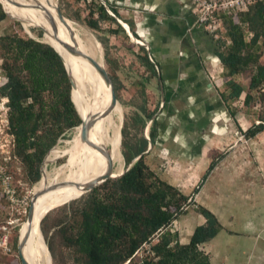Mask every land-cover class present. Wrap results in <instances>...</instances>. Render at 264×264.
Wrapping results in <instances>:
<instances>
[{
  "label": "trees",
  "instance_id": "obj_1",
  "mask_svg": "<svg viewBox=\"0 0 264 264\" xmlns=\"http://www.w3.org/2000/svg\"><path fill=\"white\" fill-rule=\"evenodd\" d=\"M104 3L110 12L118 17L116 8L105 0ZM1 6L0 3V22L6 16L19 22L2 6L5 15ZM219 19L220 30L215 40V55L222 66L224 76L219 96L232 116L230 104L241 96V104L244 107L264 100V0L248 6L243 11L220 15ZM99 21H109L116 25L115 29H109L110 34L123 31L115 20L107 15L104 7L97 3L96 17H92L89 12L84 22L87 28L97 30ZM127 26L131 31L130 24ZM131 33L136 38L132 31ZM35 35L36 39L16 33L0 36V75L3 80L0 84V99L4 101V131L10 138L11 146L9 159L3 166L5 170L11 171V160H16L28 185L40 180L39 165L57 139L77 127L82 120L77 113L79 120L77 111L73 108L72 90L64 63L51 47L38 40L41 37L40 30H35ZM99 41L104 44V41ZM139 49L142 53V65L151 77H154L153 64L148 60L146 51ZM242 73L248 75L246 88L233 80L234 76ZM70 77L72 78L71 75ZM110 80L116 94L117 87L113 79ZM75 88L78 91L77 93L75 89L76 101L85 113L86 101L77 83ZM153 114L154 111L146 112L142 107L134 114L139 129H142L146 121L150 122L148 140L138 135L134 136L131 142H126L121 130V155L124 163L129 165L133 158L139 156L138 159L130 164L120 177L107 179L85 193L81 206L72 212L67 228L61 229L64 243L74 252L79 264H210L207 255L198 249L200 244L209 241L220 230V225L209 211L202 207L195 208L203 217L204 223L194 228L184 245L178 244L177 235L170 232L169 226L192 203V195L197 192L212 169L214 161L210 162L190 196L181 194L176 188L158 178L144 162L147 145L152 146L156 136ZM263 130L264 117L257 116V123H252L241 134L249 139ZM99 135L94 143L92 141V147ZM107 142V136L101 135L90 155L91 163H98L96 159L92 161L91 157L97 146L99 150L96 158L106 151ZM90 145L84 151H68L65 154L68 159L64 156L63 163L80 158L90 151ZM87 156L88 152L84 157ZM78 177L79 175L68 184L50 188L43 208L57 198L59 189L70 186ZM80 189L81 186L77 184L69 193ZM63 195L65 194L59 196ZM71 200L73 198L62 201L54 208ZM51 210L42 215L40 213L39 224ZM17 237L16 233V250L11 257L14 264L21 262ZM143 245H148L152 256L148 253L134 260V254ZM48 250L50 251L49 247ZM26 261L28 262L27 259Z\"/></svg>",
  "mask_w": 264,
  "mask_h": 264
},
{
  "label": "rangeland",
  "instance_id": "obj_2",
  "mask_svg": "<svg viewBox=\"0 0 264 264\" xmlns=\"http://www.w3.org/2000/svg\"><path fill=\"white\" fill-rule=\"evenodd\" d=\"M41 1H44L47 5L48 0ZM97 3H100L99 0H51L52 6L50 9L52 8L51 10L55 12L57 8L64 18L76 23L79 26L84 37L91 45L90 48L92 50L95 63L99 66H103L107 75L109 78L113 79L117 87L115 98L116 104L120 107V143L118 146L120 155L123 151V147L121 146V141L123 140V137L121 136V130L124 132V140L126 142H131L133 137L138 135H142L144 138H147L150 122L146 121L142 129H139V124L135 120L134 114L138 111L139 107L144 108L146 112L154 111V105L158 100L156 95V82L140 61L142 53L139 48L143 47L139 45L141 42H139L137 37H134L137 42L133 41L123 28H121L123 30L122 32L120 31L114 35L110 34L108 32L109 29H115L116 25L109 21H99V28L97 30H91L86 27L84 21L87 19V14L91 12L92 17H96ZM108 3L114 6L113 3L109 1ZM10 8L16 11L13 7ZM131 10L132 9L130 6L123 7V11L127 12L128 14H130ZM24 12L31 13L30 10H24ZM117 15L118 17H112L115 22L116 20L123 22L119 14ZM20 20L24 22L23 26L26 32L23 30L19 22L6 16L5 19L0 22V36L16 33L21 36H27L36 39L35 30H44L43 25L36 18H21ZM28 21L32 22L33 25H28ZM131 26V29H133V24ZM99 39L104 41V44H102ZM38 40L45 41L42 31L41 37L38 38ZM247 76V73H242L240 75L234 76L233 80L239 83L243 88H246L248 79ZM2 81L3 80L0 75V84ZM241 99L242 96L230 104V112L232 113V116L229 117V115L225 113V116H223L218 122V127L215 129L212 128L213 124L208 122V127H206L205 132L210 134L209 131L212 128L214 131L213 133L219 136L223 141L219 149H217L214 155H212V159H215L216 157L218 159L223 157L224 153H229V151H231L233 148L238 153L237 158L241 165H243L245 162L242 159L250 158L251 164L247 161V166L250 164V166L257 169L258 165L255 157H258L256 156L257 153H264V130L254 136V138H256L251 142H247V144L243 139H237L232 145L229 143V141L233 137H239L241 128L246 129L252 123L256 124L257 116L264 117V100L260 103H251L248 107H244L241 104ZM3 102L4 101L0 99V264H14L11 257L13 252L16 250V233L18 236V231L21 230V227L23 226L22 223L26 219L29 199L32 195H34V189H36L38 183L42 181L40 178L41 172L43 171L44 176L45 172L54 170L56 167L62 164L65 161L64 156L66 157V160L68 159V155H63L57 158L54 163H47L52 151L55 148L62 147L63 142L72 136L74 132L73 130L75 128L65 133L62 138L57 139L55 145L46 153V157L44 156L45 159L43 158L39 165L40 180L38 179V182L36 181L35 183L28 185L26 182V177L16 160H11V171L5 170V167L3 166V163L7 162L9 159L8 154L11 148L10 138L4 131L5 108L3 106ZM155 116L157 117V113H155ZM115 117H119V114H117ZM110 125L111 120L104 118L98 134H101L102 130L104 129L103 134L107 136L108 140L107 149L96 158V162L98 163L93 164L89 161L96 173H83L84 183L86 181L85 185L95 179L100 178L106 172L107 166L105 161L109 159L108 144L111 134L109 131ZM96 137H94L93 141H95ZM178 150L180 149L168 147L164 143H161V145L157 144L149 151L146 148V152H144V162L158 178L170 185H177L179 190L183 191L184 195L190 196L192 194L193 188L198 183V180L201 179V176L197 177L194 175L192 176V174L188 175L182 173V171L191 173L189 169L190 161L183 159V153L181 154V152ZM240 152H244L246 154V156L244 155L245 158L240 159ZM86 158L87 157H83L81 159ZM117 159V162L111 166V177H117L128 166L124 163L122 155L117 156ZM234 161L235 159L233 158L231 162ZM120 166L121 169L118 170V167ZM77 175H80V173H67L61 176L58 180H63L70 177L74 178ZM217 177L218 175H215L211 179L216 180ZM219 177V180H235V184H239L242 183L245 178H247V172H245V169H241L237 175H220ZM241 188L242 187H239L238 190L241 191ZM69 192L64 194H68ZM84 194L73 198V200L60 207H51L52 210L43 217L41 223L39 224V216L43 208V202L38 215V229L39 233L41 232L40 238L45 251V264H79L76 261L74 252L64 243V234H62L61 229L67 228L71 221V214L75 209H78L81 206L83 202L82 197ZM58 197L61 196H57V198ZM194 198L195 194L192 195V199ZM231 200L228 203L224 202L225 206L227 207L224 209H219V212L225 210L223 211L222 216L219 217V220L220 224L223 226V229L234 232L235 234H227L224 230L219 232V234L213 240L214 251L212 254L211 263L264 264V242L260 244V248L257 253L255 247L253 246V244L256 245V242L253 243V240L247 238L248 235L254 232L253 230L256 223L264 221V208L260 209V217L255 219V215H253V212H251L252 209L248 205L246 215L244 212L246 211V207L242 206V202L237 199L233 200L232 202ZM51 202L45 205L43 210L48 208L51 205ZM231 204H234V207H232ZM195 208V204H190L186 209L187 211L196 212ZM180 220L181 217H178V219L172 223L170 229L173 231L174 229H178V222ZM257 234L258 232L255 233V236H257ZM19 247L23 253L24 259L28 260L22 239L20 241ZM48 247L50 248V251L48 250ZM146 252L147 245L141 246V248L134 254L133 259L137 260L140 257H143L146 255Z\"/></svg>",
  "mask_w": 264,
  "mask_h": 264
},
{
  "label": "crops",
  "instance_id": "obj_3",
  "mask_svg": "<svg viewBox=\"0 0 264 264\" xmlns=\"http://www.w3.org/2000/svg\"><path fill=\"white\" fill-rule=\"evenodd\" d=\"M108 1L114 4L124 24H133L131 31L143 45L141 47L145 49L148 60L154 66L153 79L156 82L158 100L154 105L152 118L156 121V136L153 145L148 144V151L161 143L179 148L178 151L183 153L182 158L190 161L191 173H182L197 177H202L210 162L214 161L212 169L191 203L209 211L220 225V230L213 238L198 246L212 264L215 237L223 230L227 234H235L223 229L220 224L219 217L225 210L219 212V209L227 207L224 202L237 199L246 207V215L248 206L252 209L255 219L261 215L260 209L264 208V153L256 154L257 169L250 166V158L242 159L245 162L241 165L238 162V153L233 148L232 152L224 153L223 157L212 159V155L223 143L221 138L213 133L212 128L218 127L217 124L225 113L229 115L219 96L224 76L222 66L215 55V40L195 24L190 0ZM127 6L132 9L130 14L123 11V7ZM208 122L213 124L210 134L205 132ZM246 129L241 128L239 137L231 138L229 143L232 145L237 139H243L247 144L255 139L256 137L247 139L242 136L241 133ZM145 139L148 140V137ZM239 155L240 159L246 156L244 152ZM233 158L235 161L231 162ZM247 161L250 163L248 166ZM241 169L247 172V178L242 183L235 184V180H219L220 175H237ZM215 175L218 177L212 180ZM171 186L184 195L177 185ZM239 187H242L241 191L238 190ZM231 206L234 207V204ZM179 217V227L174 229L173 233L177 235L178 244L184 245L194 228L202 225L204 219L197 212L187 209ZM253 231L247 238L253 240V243L256 242L253 246L258 253L260 244L264 242V221L257 222Z\"/></svg>",
  "mask_w": 264,
  "mask_h": 264
},
{
  "label": "bare ground",
  "instance_id": "obj_4",
  "mask_svg": "<svg viewBox=\"0 0 264 264\" xmlns=\"http://www.w3.org/2000/svg\"><path fill=\"white\" fill-rule=\"evenodd\" d=\"M9 1L11 2H7V0H0V3L10 13V15H12L20 22L25 32L26 30L23 26L24 22L20 20L21 18H36L43 25L44 27L43 35L45 38L44 42L52 46L59 53L61 60L66 67V70H68L67 72H69L68 75L70 74L72 76V78L70 77V79L72 82L71 90H72V100L74 103V107L77 113L80 115L83 122L84 123L87 122L89 125L86 132L85 140H81L80 138L81 126L78 125L73 130L74 132L72 136H70L69 139L64 141L63 145L61 144L62 147L55 148L52 151L47 163H54L57 158L65 155L68 151L86 150L87 147L92 143L94 137L97 136L101 128V125L104 121V118H107L111 120V125L109 129L111 134L108 144L109 159L105 161V163L106 166L108 163L111 166H113V164L118 160L117 156L121 155V154L119 155V149H118L120 143V139H119L120 107L115 102L113 108L106 115H101V113L109 105V99H110L109 90L103 84V81L100 79L97 71L95 70L93 63H91V61L95 62L92 50L90 48L91 45L84 37L81 29L76 23L64 17H63L64 22L61 23L57 19L56 11L53 12L51 10L52 8L50 9V7L52 6L51 0L47 1V5L44 1L41 0H9ZM10 7H13L16 11H14ZM24 10H30L31 13L24 12ZM28 22H29L28 25H33L32 22L30 21ZM120 24L122 25L125 32L130 36L128 27L123 22H120ZM53 28H54V33H56V35L59 38H61L62 40L66 41L69 44L71 43L74 44V47L76 50H78L80 56L69 54L67 51L62 49L53 41L52 39ZM76 83L86 101L85 113H83L80 105L76 101V96H75V89L77 91V88H75ZM117 114H119V117H115L117 116ZM103 132L104 129L99 135L95 145L92 147L94 141L90 145V148L91 147L92 148L90 149V151L89 150L87 151L88 156L86 159H81V158L86 156L87 152H85V154L81 156L80 159L78 160H71L66 163H62L54 170L45 172L44 176H43V171L41 172L42 181L39 182L36 189H34L35 193L31 202V213L29 219L28 220L25 219V221L22 223L23 226L21 227V230L18 231L17 243H18V256L20 261H23L26 264H28V262L24 259L23 253L19 247L20 241L22 239L25 247V253L29 260V264H45V251L42 246V242H41V246L39 242L40 233L38 229V215L40 208L42 207V204L46 198V194L50 188L54 186H62L68 184L78 176L77 175L74 178L70 177L67 179L58 180L64 174L71 172L80 173L78 179H76V181H74V183H72L70 186L59 189L57 191L58 196L60 194L71 191L77 184L81 186V189L77 192H71L53 200L51 202V205L48 208H45L41 212V215L44 212L50 210L51 207L57 205L58 203L62 201L70 200L82 194V188L86 183V181L84 183L83 173H96L92 167V164H90L89 162V158ZM98 148L99 147L97 146L95 152L91 157L92 161H95L96 159L99 150ZM118 168H119L118 170H120L121 166Z\"/></svg>",
  "mask_w": 264,
  "mask_h": 264
},
{
  "label": "water",
  "instance_id": "obj_5",
  "mask_svg": "<svg viewBox=\"0 0 264 264\" xmlns=\"http://www.w3.org/2000/svg\"><path fill=\"white\" fill-rule=\"evenodd\" d=\"M7 2H11V1H9V0H7ZM99 2H100V4L104 7V9H105V11H106V13L109 15V16H111V17H115L111 12H110V10L107 8V6L105 5V3H104V1L103 0H99ZM1 8H2V6H1ZM2 10H3V8H2ZM3 12H4V10H3ZM5 13V12H4ZM5 15H6V13H5ZM56 15H57V19L61 22V23H63L64 22V18H63V16H62V14L60 13V11L56 8ZM116 22L121 26V28H123L122 27V25L120 24V22H122V21H120V20H116ZM40 29V28H39ZM40 31H42L43 32V30L42 29H40ZM53 33H52V39H53V41L58 45V46H60L62 49H64L65 51H67L69 54H71V55H79L80 56V53L78 52V50H76L75 49V47H74V44H69V43H67L66 41H64V40H62L61 38H59L57 35H56V33H54V28H53ZM125 31V30H124ZM44 33V32H43ZM129 33H130V38L133 40V41H135V42H137L136 41V39L134 38V36H133V34L129 31ZM29 38H32V37H29ZM34 39V38H33ZM95 39V38H94ZM95 41H96V39H95ZM40 42H42V43H45L44 41H40ZM45 44H47V43H45ZM49 47H51L52 49H53V51L59 56V58H60V60H61V57H60V55H59V53L52 47V46H50L49 44H47ZM139 45L140 46H143L142 44H140L139 43ZM61 62H62V60H61ZM91 63H93V65H94V67H95V70L97 71V73L99 74V76L101 77V79H102V81H103V84L108 88V90H109V105L106 107V109L101 113V115H106L112 108H113V106H114V104H115V102H116V98H115V94H114V90H113V87H112V84H111V80H110V78H109V76L107 75V73H106V71L104 70V68H103V66H99V65H97L95 62H93V61H91ZM63 64V63H62ZM63 67H64V65H63ZM64 69H65V67H64ZM65 72H66V74H67V76H68V79H69V84H70V89H71V87H72V82H71V79H70V76L68 75V72H67V70L65 69ZM70 101H71V99H70ZM72 103V102H71ZM73 105V104H72ZM73 108H74V106H73ZM74 110H75V108H74ZM76 111V110H75ZM76 114H77V112H76ZM78 115V114H77ZM78 117H79V115H78ZM79 120H80V117H79ZM79 125L81 126V132H80V138H81V140H85L86 139V132H87V129H88V123L87 122H83L82 120H80V123H79ZM150 148V145H148L147 146V150ZM138 157L139 156H137V157H135V158H133L132 159V161L130 162V164H132L133 162H135L137 159H138ZM130 164L125 168V170L120 174V175H118L117 177H111V165L108 163L107 164V169H106V172H105V174L103 175V176H101L100 178H98V179H95V180H93V181H91V182H89V183H87L85 186H83V188H82V194H84V193H87V192H89V191H91L94 187H96L97 185H99V184H101V183H103L105 180H107V179H115V178H118V177H120L126 170H127V168L130 166ZM81 194V195H82ZM33 197H34V195H32L31 197H30V199H29V205H28V207H27V213H26V220H28L29 219V216H30V213H31V200L33 199ZM48 253V252H47ZM20 264H26L25 262H23V261H21L20 262Z\"/></svg>",
  "mask_w": 264,
  "mask_h": 264
},
{
  "label": "built area",
  "instance_id": "obj_6",
  "mask_svg": "<svg viewBox=\"0 0 264 264\" xmlns=\"http://www.w3.org/2000/svg\"><path fill=\"white\" fill-rule=\"evenodd\" d=\"M262 0H190L195 15V24L216 40L220 30V15L243 11L248 6ZM172 225V224H171ZM170 232H173L170 229ZM147 245V252L149 253ZM151 256L152 254L149 253Z\"/></svg>",
  "mask_w": 264,
  "mask_h": 264
}]
</instances>
